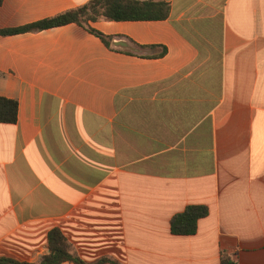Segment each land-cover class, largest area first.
<instances>
[{"label": "crops", "instance_id": "1", "mask_svg": "<svg viewBox=\"0 0 264 264\" xmlns=\"http://www.w3.org/2000/svg\"><path fill=\"white\" fill-rule=\"evenodd\" d=\"M88 1L3 0L0 30ZM164 1L165 20L90 23L129 48L74 23L0 35V97L18 102L0 257L37 263L58 228L87 263L264 264V0ZM188 205L208 215L172 234Z\"/></svg>", "mask_w": 264, "mask_h": 264}, {"label": "trees", "instance_id": "2", "mask_svg": "<svg viewBox=\"0 0 264 264\" xmlns=\"http://www.w3.org/2000/svg\"><path fill=\"white\" fill-rule=\"evenodd\" d=\"M3 0H0V4ZM169 14V4L164 0H89L77 8L69 9L55 16L44 18L37 22L15 29L0 30V35L41 31L44 29L74 23L82 26L89 33L97 36L110 48L113 39L90 26L91 22L107 21H156L165 20ZM165 50V48H164ZM18 102L15 99L0 97V123L14 124L17 121ZM205 205H188L185 209L170 219V232L174 235H193L198 221L208 215ZM47 243L49 252L37 263L17 261L0 257V264H119L108 258H101L93 263H87L71 252L70 245L63 233L54 228L48 232ZM220 264H238L226 251L220 252Z\"/></svg>", "mask_w": 264, "mask_h": 264}, {"label": "water", "instance_id": "3", "mask_svg": "<svg viewBox=\"0 0 264 264\" xmlns=\"http://www.w3.org/2000/svg\"><path fill=\"white\" fill-rule=\"evenodd\" d=\"M112 46H114L116 48H123V49L130 47L129 44L122 39L112 41Z\"/></svg>", "mask_w": 264, "mask_h": 264}]
</instances>
